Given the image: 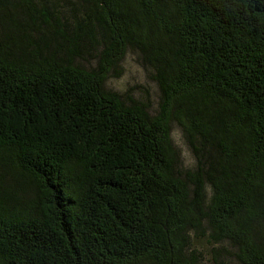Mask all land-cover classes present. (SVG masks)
<instances>
[{"label": "trees", "instance_id": "16d2710c", "mask_svg": "<svg viewBox=\"0 0 264 264\" xmlns=\"http://www.w3.org/2000/svg\"><path fill=\"white\" fill-rule=\"evenodd\" d=\"M210 257L264 264V0H0V264Z\"/></svg>", "mask_w": 264, "mask_h": 264}, {"label": "rangeland", "instance_id": "374dc122", "mask_svg": "<svg viewBox=\"0 0 264 264\" xmlns=\"http://www.w3.org/2000/svg\"><path fill=\"white\" fill-rule=\"evenodd\" d=\"M82 64L87 67L90 66L87 61H82ZM120 70L121 74L119 76H111L107 80V87L119 93L128 91L133 101L147 103L149 110L154 113L158 107V89L157 84L151 78V73L142 67L138 57L132 52L126 54L120 64ZM126 100L130 102L128 99ZM172 138L181 150L185 165L193 164L194 158L191 150L186 145L182 136V129L177 124L173 125ZM213 263L214 260L210 257V264Z\"/></svg>", "mask_w": 264, "mask_h": 264}]
</instances>
